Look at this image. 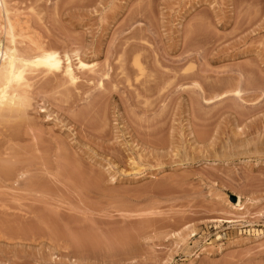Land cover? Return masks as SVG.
<instances>
[{"label":"rangeland","instance_id":"obj_1","mask_svg":"<svg viewBox=\"0 0 264 264\" xmlns=\"http://www.w3.org/2000/svg\"><path fill=\"white\" fill-rule=\"evenodd\" d=\"M6 1L78 80L0 117V264H264V0Z\"/></svg>","mask_w":264,"mask_h":264},{"label":"bare ground","instance_id":"obj_2","mask_svg":"<svg viewBox=\"0 0 264 264\" xmlns=\"http://www.w3.org/2000/svg\"><path fill=\"white\" fill-rule=\"evenodd\" d=\"M9 7L6 0H0V20L3 19V25L0 24V29L5 33L7 40L6 43H3L0 38V117L8 116L11 118L15 115L14 113L20 115L30 105L32 81L38 78L36 76L40 72L44 73V75L61 72L60 74L66 78L65 81L70 84H74L78 80V75L68 53H64L65 57H62L59 52L53 49H46L36 39H32L29 45L26 43L27 47L22 50L20 46L25 42H23V37L21 36L23 33L20 35L22 39L17 40L19 34L15 32L16 24L10 17L11 15H9L11 11ZM16 31L18 32L19 30L16 28ZM29 35L27 36L29 37ZM23 36H25V39L28 38L26 35ZM77 60V69H89V71L94 72L95 64L90 65L79 57ZM234 92L240 93V89H234ZM4 112L7 113L5 116ZM241 203L240 196H238L237 205H241Z\"/></svg>","mask_w":264,"mask_h":264}]
</instances>
